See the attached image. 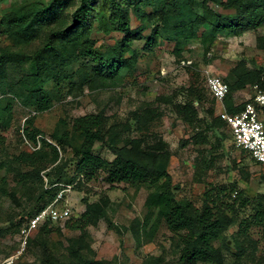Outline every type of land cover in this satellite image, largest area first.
<instances>
[{"label": "trees", "instance_id": "trees-1", "mask_svg": "<svg viewBox=\"0 0 264 264\" xmlns=\"http://www.w3.org/2000/svg\"><path fill=\"white\" fill-rule=\"evenodd\" d=\"M217 6L232 12H221ZM132 14L140 22L136 28L132 26ZM96 23L106 34L123 33V39L106 53L96 47V40L92 37ZM0 25V33L10 40L9 44L0 41V96L14 90L15 87L8 81V67L10 63H19L24 74L17 87L25 106L44 112L59 103L66 90L73 94L85 85L91 88L98 85L108 87L115 85L117 80L125 81L124 75H136L138 63L145 55L154 53L162 40L175 43V51L180 55L186 42L200 39L208 55L219 33L237 36L250 29L264 30V0H12L1 15ZM148 28L152 31L146 35ZM143 40L144 44L138 50L134 43ZM256 41L264 51V32L257 35ZM79 62L82 64L75 70ZM224 81L229 85L224 100L226 110L239 112L246 102L237 104L233 92L255 85L264 93V65L250 68L242 60L230 70ZM207 89L191 85L186 100L175 102L174 108L180 118L191 126L217 130L222 125H228L227 122L215 116L213 109L207 111L212 117L208 121L200 116L195 105L196 101L198 105L205 103ZM157 101L173 102L171 96H160ZM11 110L10 105L0 103V170L15 166V174L22 181L43 184L41 172L50 169L47 176L51 188H42L36 200L55 197L58 189L54 184L65 182L71 185L76 179L67 176L65 167L68 161L57 163L61 151L72 148L76 176L84 175L93 180L104 173L105 180L111 185L148 186L151 192L146 199L147 213L143 220L132 222L131 230L141 244L145 236L152 238L164 223L181 243L179 257L173 264H223V251L215 242L237 222L232 214L239 208L252 206L255 213L245 216L233 234V245L239 251L236 254H244L252 225L264 224V192L246 198L238 193L239 206L221 200L219 196L223 188L219 186L204 192L202 205L180 198L177 194L179 186L169 170L172 152L167 141L148 133H143L141 137L126 135L133 124L129 121L110 123L104 110L68 120L62 118L52 139L38 138L40 131L33 127V120L29 119L24 136L28 142L30 140L35 146L40 143V146L32 151L22 150L8 160L1 146L6 140L4 133L11 127ZM158 117L159 108L148 105L135 113L134 121L142 131ZM193 139L195 143L203 144L207 136L199 132ZM102 149L110 150L115 157L112 160L104 158ZM3 190L8 193L4 187ZM12 197L15 198V193ZM84 202L87 204L85 212L65 223L67 228L82 233L77 239H67V257L69 264H101L85 256V249L91 251L85 236L89 225L107 216L110 203L105 198L99 202L86 199ZM43 207L27 213L31 218L28 224ZM54 222L57 221L48 219L36 229L46 233ZM224 247L231 251L228 240L224 242ZM161 261L162 258L152 256L146 263L161 264ZM46 263L65 264L50 255Z\"/></svg>", "mask_w": 264, "mask_h": 264}, {"label": "rangeland", "instance_id": "rangeland-1", "mask_svg": "<svg viewBox=\"0 0 264 264\" xmlns=\"http://www.w3.org/2000/svg\"><path fill=\"white\" fill-rule=\"evenodd\" d=\"M11 2H0V18ZM216 8L221 12H232L218 6ZM132 16V26L136 28L140 22L134 14ZM151 31L148 28L145 34L149 35ZM263 32V29H250L237 36L219 33L208 55L200 39L186 42L180 55L175 51V43L162 40L154 53L145 55L138 63L136 75H124L125 81L117 80L115 85L108 87L98 85L91 88L85 85L81 91L73 94L66 90L61 101L44 112L25 106L17 87L24 71L19 63H10L8 81L15 88L3 97L0 96V103L11 106L13 117L11 127L4 133L6 140L1 146L2 153L8 160H12L22 150L32 151L34 147L40 146V143L35 146L30 140L28 142L24 136V128L29 119L33 120V127L40 131L38 138L43 136L52 139L62 118L68 120L104 110L110 123L129 121L133 124L132 130L126 135L141 137L143 133H148L167 141L172 152L169 170L175 184L179 186L177 194L180 198L202 205L204 192L219 186L223 188L220 199L239 206V194L246 198L264 192V167L258 165L248 152L236 146L228 125H222L217 130L205 129L206 126H191L180 118L174 105L175 102L186 100L191 85L207 89L206 77L209 74L224 80L242 60L250 68L264 65V51L257 46L256 41L257 35ZM92 37L96 40V47L106 53L123 39V33L106 34L96 23ZM0 41L2 44L10 43L1 33ZM134 44L139 50L144 40ZM81 64L77 63L75 70ZM257 92V86L248 85L233 92V98L237 104L247 103ZM207 95V102L198 105L196 101L195 105L200 116L211 121L212 117L208 116L207 111L213 109L215 116H219L222 105L213 100L210 91ZM160 96H171L173 102H159L157 98ZM148 105L157 106L160 117L141 131L135 124L134 115ZM199 132L207 136L206 143L194 142L193 136ZM101 153L109 160L115 157L108 149H102ZM74 158V151L68 148L65 152L61 151L57 162L59 165L68 161L65 167L67 176L76 178L71 188L65 182L54 184L58 193L64 194L55 204L61 211L69 209L70 215L67 219L51 224V229L46 233L40 231V228L29 231L28 222L31 218L27 213L55 202L58 193L55 197L46 196L41 201L36 200L42 188H51L47 176L50 169L41 172L43 184L39 181H22L15 174V166L0 170V264H47L48 255L60 263L64 261L69 264L67 239H77L82 233L67 228L66 221L78 218L85 212V199L99 202L104 198L110 203L107 216L87 228L85 240L91 247V251H83L87 258L100 261L101 264H149L146 261L155 256L162 258L161 264H173L179 257L181 243L164 223L152 238L145 236L141 244L136 241L131 230L132 222L135 219L143 220L147 213L146 199L151 189L146 185H111L105 180L104 173L93 180H88L84 175L76 176ZM24 171L28 169L24 168ZM3 187L8 193L4 192ZM13 193L16 199L12 197ZM254 213L252 206L231 213L237 222L215 242L223 251V264H264V224L252 225L244 254H236L239 251L233 245V234L238 230L239 222ZM226 240L231 251L224 247Z\"/></svg>", "mask_w": 264, "mask_h": 264}, {"label": "built area", "instance_id": "built-area-1", "mask_svg": "<svg viewBox=\"0 0 264 264\" xmlns=\"http://www.w3.org/2000/svg\"><path fill=\"white\" fill-rule=\"evenodd\" d=\"M206 84L213 98L222 105L219 116L225 120L230 127L236 146L248 152L257 162L264 166V93L257 92L243 107L236 113H230L226 110L224 100L229 92V85L217 75L209 74L206 77ZM38 147H34L36 149ZM71 188V185H67ZM64 197L63 192H59L55 202L44 206L42 210L32 218L29 224V231L35 230L46 220L59 221L67 219L70 215L69 209L61 211L57 207ZM25 231H28L25 229Z\"/></svg>", "mask_w": 264, "mask_h": 264}]
</instances>
